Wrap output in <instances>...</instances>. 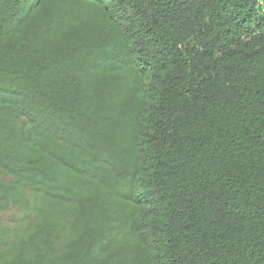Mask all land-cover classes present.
Instances as JSON below:
<instances>
[{
    "label": "trees",
    "instance_id": "obj_1",
    "mask_svg": "<svg viewBox=\"0 0 264 264\" xmlns=\"http://www.w3.org/2000/svg\"><path fill=\"white\" fill-rule=\"evenodd\" d=\"M0 264H264V0H0Z\"/></svg>",
    "mask_w": 264,
    "mask_h": 264
},
{
    "label": "rangeland",
    "instance_id": "obj_2",
    "mask_svg": "<svg viewBox=\"0 0 264 264\" xmlns=\"http://www.w3.org/2000/svg\"><path fill=\"white\" fill-rule=\"evenodd\" d=\"M12 215L10 213L4 214L3 216L0 217V220H5V221H11Z\"/></svg>",
    "mask_w": 264,
    "mask_h": 264
}]
</instances>
